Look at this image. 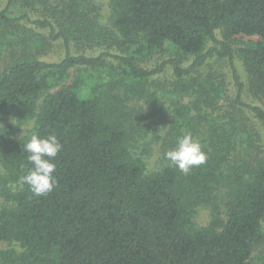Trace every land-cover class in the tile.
<instances>
[{
  "label": "trees",
  "instance_id": "1",
  "mask_svg": "<svg viewBox=\"0 0 264 264\" xmlns=\"http://www.w3.org/2000/svg\"><path fill=\"white\" fill-rule=\"evenodd\" d=\"M5 1L0 264H264V144L255 127L264 109L244 101L234 66L236 57L247 91L264 104V0H108L111 29L93 0ZM13 6L19 17L7 15ZM55 43L62 58L41 60ZM212 60L229 63L232 97L202 71ZM166 69L165 110L149 86ZM135 99L148 108L129 105ZM149 115L168 117L151 171L147 150L136 152ZM15 120L31 122L25 136H14ZM186 132L207 155L187 174L166 159ZM33 135H56L63 146L56 186L42 196L22 182ZM200 206L210 210L206 226L193 221Z\"/></svg>",
  "mask_w": 264,
  "mask_h": 264
},
{
  "label": "rangeland",
  "instance_id": "2",
  "mask_svg": "<svg viewBox=\"0 0 264 264\" xmlns=\"http://www.w3.org/2000/svg\"><path fill=\"white\" fill-rule=\"evenodd\" d=\"M94 2L98 3L101 6V15L99 18V23L103 25L105 28L111 29V23H110V12L108 8V0H93ZM6 7V1L0 0V11H2ZM22 13V10L19 9L17 6H13L9 8L7 15L11 18L19 17ZM31 18L37 17L36 14L29 13ZM27 28H31L36 32H41L42 34L46 35L45 31H39L34 29V26H30L28 24H25ZM244 41H246V38H243ZM235 48V46H234ZM73 52H75L73 50ZM87 55H91V51H83ZM100 50H97L93 52V55L99 54ZM63 56V50L61 48V45L59 43H55L52 46L48 47L46 53H44L40 59L47 61V62H57L59 61ZM173 55L166 53L165 57L152 59L149 62H146L144 64H141L142 66H153V64H157L160 62V59L170 58ZM234 66L238 72V75L242 81V83L245 85V92L243 94L244 101L248 104L252 105H258L261 106L264 109V104L261 103L259 100L255 99L251 93L247 91L246 88V74L243 70L242 64L238 58L235 57L234 59ZM103 81L108 80L107 72L105 67L101 70ZM203 72H212L215 76L219 77V79L222 81V84H224L226 93L228 94V97H232L235 89L233 85L232 80V71L230 69V65L226 60H212L210 61L205 68L202 69ZM72 75L70 76L67 84H70L72 81ZM153 84L150 88V90L154 91L157 90L159 93H162V95H158L160 100L164 103V109L166 110L169 108V100H168V91L171 89V85L173 82V78L171 76L170 70L166 69L162 73L158 74L153 78ZM129 105H141L144 109L148 108L147 105L144 104V101L131 102ZM150 108L148 109V111ZM168 117L166 116V120H159L158 117L152 118L150 115L143 120L144 124L146 125L145 129V136L141 137L139 141V146L137 147V153L139 154L141 151L147 150L146 154L144 155V160L146 162V167L148 171L158 169L160 167L159 162V151H160V143H161V137L163 136L165 126L167 124ZM156 125V126H155ZM31 122H19L15 120L13 124V134L15 137H23L27 134V132L31 129ZM164 127V128H163ZM256 129L260 132L262 136V141L264 144V126H255ZM158 128L159 132L157 133L158 136L156 137V134H154V129ZM4 204V200L2 197H0V206ZM210 220V210L209 207L200 206L196 209L194 214V223L197 226H206L209 223ZM263 231H264V224H263ZM1 249L6 248V244H1ZM264 250V247H262L260 250H257V252Z\"/></svg>",
  "mask_w": 264,
  "mask_h": 264
},
{
  "label": "clouds",
  "instance_id": "3",
  "mask_svg": "<svg viewBox=\"0 0 264 264\" xmlns=\"http://www.w3.org/2000/svg\"><path fill=\"white\" fill-rule=\"evenodd\" d=\"M62 147L56 135L47 137L33 135L25 145L24 150L29 153L27 159L32 168L22 177V182L27 184L35 195H45L56 186L57 181L53 175L56 165L53 160L61 152ZM166 159L187 174L194 166L204 165L207 155L202 150L200 142L195 140L190 132H186L178 138L176 146L166 153Z\"/></svg>",
  "mask_w": 264,
  "mask_h": 264
}]
</instances>
